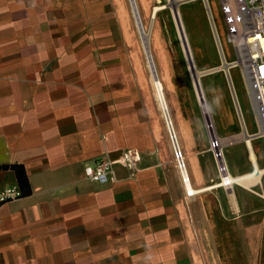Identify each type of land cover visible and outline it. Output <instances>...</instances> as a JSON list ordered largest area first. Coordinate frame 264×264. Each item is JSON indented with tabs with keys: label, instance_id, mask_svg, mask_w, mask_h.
Wrapping results in <instances>:
<instances>
[{
	"label": "crops",
	"instance_id": "0c3cea01",
	"mask_svg": "<svg viewBox=\"0 0 264 264\" xmlns=\"http://www.w3.org/2000/svg\"><path fill=\"white\" fill-rule=\"evenodd\" d=\"M108 12L122 11L108 0H0V165H23L30 185L0 205V264H264V135L232 74L204 89L231 174L255 181L210 187L220 174L191 96L180 137L200 191L189 196L158 153L123 36L128 16ZM129 149L141 159L116 164L114 180L87 175ZM18 183L0 168V189Z\"/></svg>",
	"mask_w": 264,
	"mask_h": 264
},
{
	"label": "rangeland",
	"instance_id": "374dc122",
	"mask_svg": "<svg viewBox=\"0 0 264 264\" xmlns=\"http://www.w3.org/2000/svg\"><path fill=\"white\" fill-rule=\"evenodd\" d=\"M209 1L218 32L225 48L226 56L229 61H234L237 59V56L233 47L227 43L225 18L219 0ZM136 2L144 28L150 33V48L153 60L157 73L165 82L166 89L170 94L171 105L173 106V110H175V120L179 133L181 136H186V129L184 127L186 126L188 128L193 120L187 108L189 98L193 96L197 99L201 121L208 132V136H210L207 127V119L197 96V89L188 64L185 45L181 38L173 8L171 7V1L136 0ZM168 4H170V6H168ZM156 6H164V8H162L154 18L152 13ZM108 8L122 11L108 12V14L116 13L119 16L120 13H125L128 16L130 27L127 33L123 32V36L135 62L138 83L146 105L148 120L158 141V153L164 163L166 160H168L167 164L172 162L181 175L175 151H173L174 149L166 127L167 125L163 113L161 112L162 110L157 92H155L151 66L131 2L130 0H108ZM179 11L182 14L183 20L187 23V28L189 26L187 31L191 41V48L198 69L204 73L202 81L205 86V82L210 76L218 73H225V71L207 73L222 63V57L216 43L205 4L202 0L188 1L179 6ZM188 16L191 20L193 19L192 21L195 23L194 29L190 27ZM196 42L198 43L196 44ZM231 74L246 120L251 128L258 129L254 109L241 70L239 68H233ZM206 86L207 88L209 86L207 82ZM180 104H182V108ZM181 109H183V111L185 110V112H181Z\"/></svg>",
	"mask_w": 264,
	"mask_h": 264
},
{
	"label": "built area",
	"instance_id": "2783aa9c",
	"mask_svg": "<svg viewBox=\"0 0 264 264\" xmlns=\"http://www.w3.org/2000/svg\"><path fill=\"white\" fill-rule=\"evenodd\" d=\"M202 1L210 19L220 55L225 58L223 43L213 17L210 1ZM219 3L225 18L227 43L233 47L237 56V59L232 62L235 64V68L241 70L246 83L259 125L257 135H264V0H219ZM212 126L214 128L213 122L210 123L207 120L210 148L217 161L220 174L219 183H223L224 179L231 175V172L226 159L225 144L217 133L215 135L211 133ZM175 155L177 160L183 157L181 152L175 151ZM140 159L141 155L138 150L129 149L116 160L110 158L99 160L94 167L87 169V175L95 181L107 183L114 180L116 164L132 167ZM183 181L186 183L185 179ZM236 183L238 182L235 181L234 184ZM230 185L226 184L223 187L233 186ZM21 196V190L17 185L1 188L0 205L17 200Z\"/></svg>",
	"mask_w": 264,
	"mask_h": 264
},
{
	"label": "bare ground",
	"instance_id": "6f19581e",
	"mask_svg": "<svg viewBox=\"0 0 264 264\" xmlns=\"http://www.w3.org/2000/svg\"><path fill=\"white\" fill-rule=\"evenodd\" d=\"M170 1H171V7L172 8L176 7V5L178 4L177 0H170ZM191 1H195V0H191ZM130 2H131V5H132V8H133V12H134L135 18L137 20V25H138V28H139V32H140L141 38H142V40L144 42V45H145V49H146V52H147L148 60H149L150 66H151L152 74H153L152 77H153V82H154V85H155V92H157L158 100H159L160 107H161V110H162L161 112L163 113V116H164V119H165V122H166V125H167L166 127L168 129L169 136H170V139H171V143H172V146H173V149H174L173 151L182 153L183 157H181L179 160H177L178 166L180 168L181 175H182L183 179H185V182H186L185 185H186V188H187V193L190 194L191 196H193L196 193H198L200 190H197L194 187V185L192 183V180H191V176H190V172H189V168H188V164H187V158H186L184 150H183V146H182L183 143L181 142L180 133L178 131V127H177L176 120H175V113H174L175 110H173V106L171 105L172 103H171L170 94H169V92L166 89V85H165V82L163 81V79L158 75V73H154V70H153L154 69L153 68V62H154L153 56H152V58H150V55H149V53L152 55L151 48H150V33L147 32L145 28H144V31H142L140 29V27H139L137 10H136V8H138L137 7L138 6L137 2H136V0L135 1L134 0H130ZM162 8H164V6H156L154 8V10H153L152 16L155 18L157 16L158 12ZM174 15H175L178 27H179V31L181 33V38H182L183 43L185 45L186 56H187L188 64H189V67H190V70H191V73H192V77H193V80H194V83H195V86H196V89H197L198 99H199V101H200V103H201V105L203 107V111L205 113L206 119L209 120L210 123L213 122V124H214V128H213V126L211 127V133L213 135H215L216 134V127H215L213 116L211 114V110L209 111L208 97H207L206 91L204 89L203 81H202V76H203L204 73L201 72L198 69L197 63L195 61L193 50L191 48L190 37H189L188 31H187L189 26L187 28V23L183 20L182 14H181L180 11H178V13L174 12ZM189 16H188V19H189V22H190V27H191V29H194L195 23H193V21H192L193 19L191 20L189 18ZM196 38H197V36H196ZM197 43L198 42H196V44ZM187 45L189 46L191 56H190V54L188 52ZM223 49H224L223 50V53H224L225 52L224 45H223ZM224 55H225V58L222 57V63L219 66L213 68V71L210 70L207 73L227 71V73H229V76L231 77V71H232L233 68H235V64H233L232 61L228 60V58L226 56V52L224 53ZM191 61H193L194 67L191 64ZM154 66H155V63H154ZM155 68H156V66H155ZM197 79H199L200 84L198 83ZM199 89H202L201 93H200V91H198ZM243 136H245V137L247 136L246 128L244 130ZM247 140H248L247 142H248V144L250 146L251 152H252L253 162L257 166V170H259L258 161H257L256 155H255L253 147H252L251 139L247 138ZM262 173H264V170H261V174ZM255 178H256V173H248V174H245V175H242V176H238V177H236V176L231 174L227 179H224L223 183H216L215 185H212L210 187L223 186V185H226V184H231L230 186H232L235 181L240 183V184H244V185L248 184L249 185L250 183H254Z\"/></svg>",
	"mask_w": 264,
	"mask_h": 264
},
{
	"label": "trees",
	"instance_id": "16d2710c",
	"mask_svg": "<svg viewBox=\"0 0 264 264\" xmlns=\"http://www.w3.org/2000/svg\"><path fill=\"white\" fill-rule=\"evenodd\" d=\"M3 167L5 168L11 167L15 169L17 176H18V182H19L17 186L20 188L22 196L28 194L30 192V185H29L28 176L26 174V170L24 166L21 164H13L11 166L0 165V168H3Z\"/></svg>",
	"mask_w": 264,
	"mask_h": 264
},
{
	"label": "water",
	"instance_id": "95a60500",
	"mask_svg": "<svg viewBox=\"0 0 264 264\" xmlns=\"http://www.w3.org/2000/svg\"><path fill=\"white\" fill-rule=\"evenodd\" d=\"M135 1V0H134ZM188 1H191V0H178V4L176 5V7H173V12H175V13H178V11H179V6L181 5V4H183V3H185V2H188ZM168 6H170V4H168ZM136 10H137V16H138V22H139V27H140V29L142 30V31H144V25H143V22H142V19H141V16H140V13L138 12V8H136ZM187 48H188V52H189V54H190V56H191V53H190V49H189V46L187 45ZM149 55H150V58H152V55L149 53ZM191 64H192V66L194 67V63H193V61H191ZM153 70H154V73H157V71H156V68H155V66H154V62H153ZM213 71V70H212ZM227 72V71H226ZM228 74V76H229V73H227ZM157 76V75H156ZM157 78V77H156ZM198 80V83L200 84V82H199V79H197ZM198 91H200V93H201V91H202V89H199Z\"/></svg>",
	"mask_w": 264,
	"mask_h": 264
},
{
	"label": "clouds",
	"instance_id": "9594fccd",
	"mask_svg": "<svg viewBox=\"0 0 264 264\" xmlns=\"http://www.w3.org/2000/svg\"><path fill=\"white\" fill-rule=\"evenodd\" d=\"M211 110V108L209 107V111Z\"/></svg>",
	"mask_w": 264,
	"mask_h": 264
}]
</instances>
